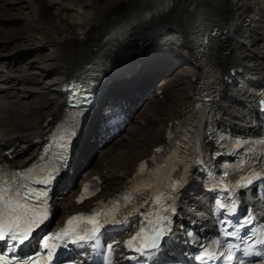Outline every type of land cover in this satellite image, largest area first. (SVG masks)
Returning a JSON list of instances; mask_svg holds the SVG:
<instances>
[{
    "label": "bare ground",
    "instance_id": "6f19581e",
    "mask_svg": "<svg viewBox=\"0 0 264 264\" xmlns=\"http://www.w3.org/2000/svg\"><path fill=\"white\" fill-rule=\"evenodd\" d=\"M73 1L77 2L76 6L79 9L84 6L90 10L89 16H84L85 19L81 23L64 18V12L69 9L63 5L64 0L25 1L32 12V18H28L30 30L38 33H36L38 38L32 44L35 50L25 49L30 47L27 45L25 51H19L14 58L10 54L0 53V78H4L0 81V92H8L9 89L2 87L5 84L13 89L19 87L21 90L17 93L24 98L38 97L37 116L29 111L21 112V105L12 96L0 98L2 159L25 165L35 154L37 146L32 144L33 140L45 129L44 122L47 117L54 115L57 108L60 109L63 81L79 76L83 65L90 62L100 51L109 53L111 78L116 71L121 69L127 71L129 66H132L131 61L142 62L141 69L145 72L144 75L139 72L141 75L138 73L129 82L126 81L118 85L119 88L110 90L121 91L128 99L135 95L141 96L140 100L142 104L145 101L146 109L143 113L147 115L144 117L133 114L135 125L127 132L129 138L123 137L124 142H121L119 134L111 141L108 151H100L103 153L102 158L104 155L105 158L100 160L95 168L98 169L96 174L106 177L104 192L117 188L131 176L139 161L149 155L152 148L164 141L169 122L178 117L192 99L191 93L205 70L203 65L195 64L192 58L194 37L203 27L213 28L219 36V41L213 49L216 56L214 60L225 73L247 68V75L258 76L259 80L264 81V56L258 57V54L264 51V0H108L101 8L98 7L101 0ZM160 4H164L162 9H159ZM0 7L4 8L2 4ZM151 10L155 12L146 16L145 12ZM248 10H251L254 20L244 24L243 20ZM76 11L79 14L80 10ZM11 21L8 14L0 13V26ZM240 23L242 24L239 25ZM41 26L46 28L42 30ZM80 29L83 38L78 36ZM114 29L117 31L116 37L110 44L105 43L104 36ZM169 32L178 35V40L181 41L178 51H170L167 47L169 43L167 45L165 42L160 43L161 38L164 41V38L170 35L167 34ZM247 38L248 43L246 41L242 43ZM258 42L262 43L260 44L263 46L262 49ZM7 44L9 43L4 46ZM48 47L53 49V53L46 60H40L41 65L37 66L35 71L40 78L55 74L60 84L53 85L49 92L38 91L35 95L37 88L35 89L34 84L40 81L31 76L26 66L24 68L17 66L31 53L40 52ZM164 51L165 57L162 53ZM177 68H180L179 71ZM162 70L165 71L163 75L166 77L164 76L155 86V80L162 75ZM107 82L108 87L115 85L109 84L110 79ZM144 86L141 93L140 90ZM160 89H162L160 94H164V100H159ZM151 92L154 94L149 96ZM227 95L233 97L234 92L227 89ZM169 98L175 99V104H172ZM154 101L158 102L162 111L151 106ZM14 114L19 118H12ZM224 114L235 122L240 112L225 110ZM9 116L11 126L7 128L10 122L5 124V118ZM157 121L161 128L159 132L152 133L150 125ZM140 122H145V125ZM233 128L236 130L240 127ZM24 136L28 138H23ZM17 141H20L25 151H15L16 147L10 151V147ZM96 148L89 143L88 138H85L76 168H83L86 159L90 153L96 151ZM6 151H10L9 154L12 153L15 157L9 160ZM92 172L93 170L87 174L91 175Z\"/></svg>",
    "mask_w": 264,
    "mask_h": 264
},
{
    "label": "rangeland",
    "instance_id": "374dc122",
    "mask_svg": "<svg viewBox=\"0 0 264 264\" xmlns=\"http://www.w3.org/2000/svg\"><path fill=\"white\" fill-rule=\"evenodd\" d=\"M25 1H27V0H0V4H2V6L4 7V8L0 7V13H3V15H4V13H6L12 19L11 22H6L5 24L0 26V53L10 54L11 57H13V58L16 57L17 54L20 53L19 51L23 52V51H25V49H34L32 44H34L35 43V39L38 38V36H37L38 33L37 32H33L32 30H30L31 25H30V21H28V18H32V12L29 9V5ZM107 1L108 0H101V2L98 3V7H100V8L103 7L104 4L107 3ZM63 3H64L63 4L64 6L69 7V9H67L64 12V15H65L64 18H69L71 21L76 20L78 23H81L83 21V19H85L84 16H89V14H90V10H88L84 6H83V8L79 9L76 6L77 2H74L73 0H64ZM76 10H80L79 14L76 13L77 12ZM252 15L253 14L251 13V10H248L246 15H245L246 19L244 18L243 23L244 24L245 23H251V21L254 20V17ZM241 24L242 23H240L239 25H241ZM45 28L46 27L41 26L42 30L45 29ZM81 32L82 31L80 29L79 32H78V34H79L78 36L83 38V34ZM170 33L171 32H169L167 34H170ZM171 38H172V42H174L173 45H171L172 43H170L172 49H170V46H168L169 45L168 42L164 43L162 38L160 40V43H164L165 45L168 44L167 47L169 48L170 51H178L179 48L181 47V46H177L178 44H180V41L178 40L179 39L178 35L173 34V35H171ZM247 40H248V38L246 40L242 41V43L245 42V41L248 43ZM7 42L9 44H7L6 47H5L4 44H6ZM258 44L260 45L262 43L258 42ZM27 45H30V47L29 48H25V47H27ZM262 47L263 46L260 45V49H262ZM257 50L259 51L258 46H257ZM258 51H257V54H258ZM263 52H260L258 54L259 58H260V56L261 57L264 56ZM52 53H53V49L50 48V47H48L47 49H44V50H42L40 52L38 51V52L31 53V55L26 57L17 66V67H20V68H24L26 66L27 70L31 74V76H33V78L38 79V81H40L38 84H34L35 89L36 88H37V90L39 89L38 91H40V92H49V90H52V88L55 85L60 84V81L57 79L55 74H53L51 77H47V78H42L41 77L40 78V76H37V72L35 71L37 66L41 65L40 60H46L49 56H51ZM162 53H163V55L166 54L165 51L162 52ZM164 57H165V55H164ZM45 62H48V61H45ZM134 63H135V61H131V65L134 64ZM32 65H33V67H35V69H33V70L31 69V68H33ZM177 69H178L177 71H179L180 68H177ZM124 72L125 71H122V69H121V71H116L112 75V78L111 77L109 78L110 79V83L109 84H114V82L116 81L118 76L122 75ZM164 73H165V71L162 70V75H160L161 78H159L158 81H157V79L155 80V86H157L160 83V81L163 79L164 76L166 77V75H163ZM34 75H36V76H34ZM11 88H12L11 86L8 87L7 89H9V90L6 93H4V92L1 93L0 92V98L2 99V98H6L7 96H12L13 99L17 100V102H19V104L21 105V107H22V109H20L21 112L22 111L23 112H26V111L28 112L29 111V112H32L34 115L37 116L38 115V111L36 109V105H37V102H38V97L31 96V97L24 98L22 95L17 93V92H19L21 90L19 87H17L18 89L17 88H15V89L12 88L13 90L16 91L15 95H12L11 92H14V91H11L12 90ZM144 88H145V86L142 87V89L140 90L141 93H142ZM37 90L34 93L35 95H37V92H38ZM152 94H154V92H151L149 94V96H151ZM160 99H163V98H160ZM169 99H170V101H172V104L175 102V99H171V98H169ZM152 105L155 108H157V110H159V111L161 110L162 111L161 107L158 106V102L157 101H154L151 104V106ZM144 106H145V101H144L143 104L141 103V107H142L140 109L141 112L139 110L138 112H140V113L136 114V115H143L144 117L147 116L146 114L143 113L144 109H145ZM165 106H166V108H168L167 105H165ZM229 109H231V111H234V110H232V109H234V107H231V108L229 107ZM238 115H242V114L240 113ZM17 117L19 118V116L17 114H14L12 116V118H17ZM134 120H135V118H134ZM240 121L242 122V120H240ZM5 124L9 125V126L8 125L6 126L7 128H9L11 126V116H9V118H6ZM128 125H130V126H128L125 129V131H124L125 133H121L120 134L121 136L119 138H121V142H124V138L123 137H126L127 139L129 138L128 135H127L128 134L127 132H128L130 127L135 125V122L133 121V119H131V124L128 123ZM150 128H151V132L152 133L159 132V130L161 128V124L159 122H155V123L150 125ZM139 143L140 142H138V144ZM108 149L109 148L101 149V151L104 150L103 152H105V150L108 151ZM17 150H15V151H17ZM18 151H22L23 152V151H25V149L21 145L20 150H18ZM95 152L94 153H90L91 155L89 156L87 161H85V163H89L88 161L90 160V157L92 155H94ZM102 154L103 153H99V150L96 152L95 156L92 157V159L90 160V164L88 165L89 169H87L86 172H91L92 170H93L92 174H96L98 172V169H96L95 167H96L97 164H99L100 160H103V158H105V155L102 158V156H103ZM96 159H97V161H96Z\"/></svg>",
    "mask_w": 264,
    "mask_h": 264
},
{
    "label": "snow or ice",
    "instance_id": "6c2138e0",
    "mask_svg": "<svg viewBox=\"0 0 264 264\" xmlns=\"http://www.w3.org/2000/svg\"><path fill=\"white\" fill-rule=\"evenodd\" d=\"M59 171L58 168L47 172L45 178L39 183L45 185L50 184L55 179V174ZM21 180L28 178L26 173H13L11 183L8 179L3 180V187H0V242H4L5 245L9 241L12 242L11 247L14 249L17 245H24L26 241H29L33 229L38 227L44 219L47 217L46 207L42 211H38L34 206H30V200L35 198V193L30 191L27 195H24L19 187L16 186V178ZM251 181H249L250 183ZM15 186V187H14ZM27 188V185H24ZM43 195V194H42ZM234 210V208H233ZM84 219L82 217H76L73 220L68 221L69 227L62 231L54 239L60 240L62 237H69L73 234V223L75 220ZM88 224H92L93 227L90 230H85L84 234H77L72 240L73 243L83 242L86 239L93 240L96 237V233L99 231L100 223L95 218H89ZM168 229L161 227L154 230V235L151 237V242L147 245H142L136 248L137 251H143L144 247L150 249H157L159 247V241ZM43 246L47 250V255L51 258L53 252L49 248L47 240L43 241ZM128 247H133V242L129 241ZM231 247V246H229ZM247 255V252L245 253ZM231 259V257H229ZM0 264H12L7 257L0 254ZM35 264V262H33Z\"/></svg>",
    "mask_w": 264,
    "mask_h": 264
}]
</instances>
